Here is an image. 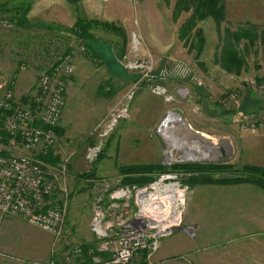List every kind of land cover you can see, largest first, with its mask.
Listing matches in <instances>:
<instances>
[{"label": "rangeland", "instance_id": "374dc122", "mask_svg": "<svg viewBox=\"0 0 264 264\" xmlns=\"http://www.w3.org/2000/svg\"><path fill=\"white\" fill-rule=\"evenodd\" d=\"M176 1L0 0V4L30 2L31 6L27 19L33 29L14 31L6 25L9 30L0 32V83L13 92L16 104L26 106L37 91L41 75L53 76L63 58L69 56L74 66L65 86V105L58 125L63 135L55 137L48 149L60 161L44 168L47 176L58 178L66 188V200L57 192L48 199L58 207L65 204L63 231L54 241L46 232L34 228L49 236L46 241L50 254L58 260L53 264H73L68 262L69 256L76 255L74 251L84 245H93L101 254L92 226L95 206H110L114 202L110 198H120L122 191H129L130 198L116 201L112 207L114 216L107 208L104 211L113 224L122 220L134 222L135 227L156 235L159 229L161 233L168 227L161 229L162 225L150 221L157 220L151 216L158 217L156 213L161 211L163 218L176 216L169 221L170 225L176 224L169 236L191 238L195 235L194 226L199 232L208 227L215 231L224 222L219 213L211 211L205 196H221L227 186L190 187L185 179L191 175L169 173L158 175L144 187L128 188L120 186L116 171V165L207 164L222 168L221 172L211 174L212 178L233 176L236 171L231 169L242 166V140L264 130V91L250 85L256 79H264L262 45L247 47L246 41L235 45L244 61L238 70L230 68L220 57L224 31L251 23L246 18H224L219 26L211 18L199 21L197 27L203 31L206 42L196 62L193 53L178 39L180 26L191 12L180 11L174 17ZM217 2L222 6V0ZM78 15L115 24L125 35L124 45L116 35L92 29L91 57L88 45L60 36L74 25ZM44 25H50L57 34L36 29L45 28ZM50 41L60 43L55 56L50 55ZM65 43L71 51L61 55L67 51ZM42 57L56 63L36 65ZM107 84L114 88V94L99 93V87L108 89ZM186 152L198 158L185 159ZM90 171L95 172V179L84 177ZM171 185L183 195L182 203L177 202L174 207L168 198H163L169 195ZM158 193L167 202L160 204L162 200L154 199ZM100 201L103 203L99 205ZM125 202L128 209L120 207ZM145 204L151 210L141 213ZM153 208L160 210L152 213ZM27 236L33 237L35 233ZM169 236L159 235L158 247L145 259V264H153V255L162 239ZM138 261L139 256L135 263Z\"/></svg>", "mask_w": 264, "mask_h": 264}, {"label": "built area", "instance_id": "2783aa9c", "mask_svg": "<svg viewBox=\"0 0 264 264\" xmlns=\"http://www.w3.org/2000/svg\"><path fill=\"white\" fill-rule=\"evenodd\" d=\"M68 57L63 58L54 69L53 76L41 75L38 90L26 106L16 104L13 92L5 83H0V130L9 136L7 145L0 142V224L5 218L17 217L46 232L54 241H58L63 231L65 204L64 207H58L48 199L57 192L66 200V188L59 183L58 178L47 176L44 168L48 165L43 164L36 155L46 154L55 140L53 129L59 125L65 105V86L74 72V66ZM250 85L257 91H264V82L256 84L253 81ZM262 126L259 125V128ZM129 194V191H122L120 198H110L114 202L108 207L101 206V201L100 206H95L92 226L98 238L97 251L105 257H93L88 264H136L135 259L141 251L147 252L148 260L150 253L158 247L159 235L168 236L174 230L172 226L176 224L170 225L169 221L175 216L163 218L161 211L156 213L159 220L156 216H151L157 220L150 221L153 225H162L161 229L168 227L161 233L159 229L156 235L151 234L148 229L135 227L134 222L122 220L113 224L107 220L105 208L114 216L113 205L117 204L116 201L130 198ZM161 195L163 194L158 193L155 198L161 201L168 196L162 198ZM163 202L167 201L162 200L160 204ZM120 207L128 209L129 205L125 202ZM126 213L125 210L124 214ZM108 216L111 217L109 214Z\"/></svg>", "mask_w": 264, "mask_h": 264}, {"label": "crops", "instance_id": "0c3cea01", "mask_svg": "<svg viewBox=\"0 0 264 264\" xmlns=\"http://www.w3.org/2000/svg\"><path fill=\"white\" fill-rule=\"evenodd\" d=\"M224 1V18H246L264 28V0ZM240 147L242 166L264 168V130L245 137ZM226 188L221 196H205L211 211L224 219L219 229L199 232L194 226L191 238L168 235L153 255V264H264V191L250 184ZM48 237L19 218H5L0 224V264H53L58 260L50 254ZM69 257L68 262L79 264Z\"/></svg>", "mask_w": 264, "mask_h": 264}, {"label": "trees", "instance_id": "16d2710c", "mask_svg": "<svg viewBox=\"0 0 264 264\" xmlns=\"http://www.w3.org/2000/svg\"><path fill=\"white\" fill-rule=\"evenodd\" d=\"M73 1L76 0H72V2ZM174 8V17H176L180 11L191 12L190 16L180 26L178 39L183 42V45L187 47L190 53H193L194 59L197 62L204 51L206 42L203 31L197 27V24L199 21L211 18L215 22L216 26H219L224 20L222 6L218 4L217 0H177ZM30 10V2H25L23 5H14L10 2L0 4V26H2L0 27V32L1 30H9L12 28H14V31L33 29L31 22L27 19V14ZM6 25L10 26L9 29L8 27H5ZM44 26L46 27H37L36 29H41L45 33L57 34V32L54 31L50 25ZM92 29H101L107 33H112L122 39V46L125 43V35L123 31H121V29L115 24L88 20L81 15L77 16L74 25L65 34L58 35L64 37L65 40L67 38L74 39L79 44L88 45L87 48L92 52L90 56L93 57L92 55L94 54V51L92 43L94 40L93 35L90 33ZM224 40L225 44L221 47L220 57L222 62H225L229 67L231 66L230 68L238 70L241 65H244L241 54L235 46L240 43V41H246L247 47H254L256 43L261 44L264 58V28H258L252 24H247L246 26H238L234 31L227 29L224 31L222 42H224ZM59 45L60 43L56 41L51 42V45H48L49 50H51V56H55L57 54L55 51L60 50ZM61 48L63 47L61 46ZM66 48L67 51H64L61 55H68L70 53V46H67L66 44ZM53 59L54 57L52 60ZM46 60L48 59L44 57L37 59L36 65L44 67V64L46 63L52 65L56 63L46 62ZM254 81L256 84H261L264 79H256ZM107 86H109L108 89L99 87V93L106 96L114 94V88H112L110 84H107ZM32 99L33 96L29 99V102H31ZM53 132L56 138H60L63 135V131L59 128V126L55 127ZM0 142L5 145L9 142V136L1 130ZM36 157L43 162V164H47L49 166L57 165L60 161L59 157L53 154L52 149L48 150L46 154H37ZM220 167L221 166L207 164H179L172 165L171 167H164L156 164L116 165V171L118 176L121 178L120 186L128 188L144 187L145 185L152 183L158 175L174 173L191 175V177L189 176V178L185 179V182H187L190 187L194 185L232 186L250 184L264 191V168L249 165L241 166L236 170L233 168L231 169V171H236V175L223 178H212L211 174L221 172L222 168ZM225 171L229 172L230 168H225ZM94 175L95 172L90 171L88 174L84 175V177H86V179H95ZM74 253H77L76 255H73L75 257L74 261L79 264L90 263L94 256H101V258L105 257L104 254H98L93 245H84L74 251ZM138 256L140 261L139 263L145 264L144 261L147 256V252L141 251Z\"/></svg>", "mask_w": 264, "mask_h": 264}, {"label": "bare ground", "instance_id": "6f19581e", "mask_svg": "<svg viewBox=\"0 0 264 264\" xmlns=\"http://www.w3.org/2000/svg\"><path fill=\"white\" fill-rule=\"evenodd\" d=\"M186 154V156L184 157L185 159H188L189 157H191V158H193V159H196V158H198V156L197 155H195L194 153H192V152H189V153H185ZM202 157L203 158H206L207 156L206 155H202ZM169 195L167 196V198H169V201H170V204L171 205H173V207H174V204L175 203H177L178 202V204L179 203H182V201H183V195H182V192H181V190H179L176 186H174V185H171L170 187H169ZM154 199H157V198H154ZM146 205V204H145ZM144 205V209L143 208H141V213H143V211L145 210V212L146 211H149V210H151V209H148V208H146L148 205H146L145 206ZM154 210L152 211V213L153 212H156L157 210H160L159 208H153ZM174 212V211H173ZM176 215V214H175ZM157 218H160V217H157ZM176 219V216H175V218L173 219V221ZM155 223V222H154Z\"/></svg>", "mask_w": 264, "mask_h": 264}]
</instances>
